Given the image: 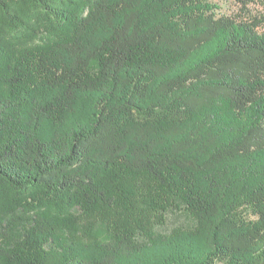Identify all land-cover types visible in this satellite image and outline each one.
<instances>
[{
    "label": "trees",
    "instance_id": "16d2710c",
    "mask_svg": "<svg viewBox=\"0 0 264 264\" xmlns=\"http://www.w3.org/2000/svg\"><path fill=\"white\" fill-rule=\"evenodd\" d=\"M232 2L0 0V264H264V0Z\"/></svg>",
    "mask_w": 264,
    "mask_h": 264
},
{
    "label": "rangeland",
    "instance_id": "374dc122",
    "mask_svg": "<svg viewBox=\"0 0 264 264\" xmlns=\"http://www.w3.org/2000/svg\"><path fill=\"white\" fill-rule=\"evenodd\" d=\"M221 10V15H233L236 13V6L232 0H217ZM175 213H168L166 220L163 223L156 225L155 230L158 233L170 234L180 227L191 226L192 220L184 213L179 212L174 208ZM118 219V216H113V213L107 210H99L94 213H85L81 209L72 211L73 222L71 226H66L62 230V234L68 239H80L82 241H89L94 239L107 240L111 233L113 224L107 222L109 219Z\"/></svg>",
    "mask_w": 264,
    "mask_h": 264
}]
</instances>
